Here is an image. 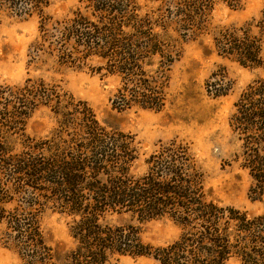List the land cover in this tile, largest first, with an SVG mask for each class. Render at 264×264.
Wrapping results in <instances>:
<instances>
[{
	"label": "trees",
	"instance_id": "1",
	"mask_svg": "<svg viewBox=\"0 0 264 264\" xmlns=\"http://www.w3.org/2000/svg\"><path fill=\"white\" fill-rule=\"evenodd\" d=\"M67 19L43 15L49 0H0L15 18L38 16L32 48L60 65L114 78L111 104L154 112L166 104L168 74L181 46L208 29L213 0H75ZM239 9L244 0H216ZM151 4L150 8H146ZM217 57L256 73L240 93L228 120L238 142L236 159L246 170L252 202L264 201V11L212 38ZM223 72L205 82L212 99L226 96ZM39 108L56 118L49 137L25 133ZM133 136L102 127L86 102L27 79L0 87V225L4 245L19 264H117L148 258L158 264H264V210L259 215L209 200L203 174L183 141L161 144L136 175ZM47 211L72 218L73 247L59 255L45 242ZM166 219L174 240L153 246L143 226ZM10 242V244L8 243Z\"/></svg>",
	"mask_w": 264,
	"mask_h": 264
},
{
	"label": "rangeland",
	"instance_id": "2",
	"mask_svg": "<svg viewBox=\"0 0 264 264\" xmlns=\"http://www.w3.org/2000/svg\"><path fill=\"white\" fill-rule=\"evenodd\" d=\"M207 17L208 29L195 40L181 46V55L171 66L166 89V104L154 112L132 107L116 110L111 104L116 82L114 78L93 75L86 69L74 70L60 65L56 58L43 52L35 53L32 46L38 37L39 17L15 18L0 10V87L21 86L29 79L42 81L62 93L87 103L99 124L108 131L129 134L134 138L138 159L134 173L142 174L144 160L161 144L183 141L190 147L203 174L204 190L209 200L222 206L259 215L263 202L248 197L251 185L246 170L236 159L239 144L232 136L228 120L240 93L255 78L256 73L237 63L221 59L213 49L212 38L221 29L242 26L264 11V0H244L233 10L213 0ZM141 0V4H145ZM75 0H49L43 15L51 22L71 16ZM148 4L146 8H150ZM213 72H223L230 90L226 96L212 99L205 92V82ZM56 118L46 108H39L25 126L32 138L49 137ZM72 218L47 211L41 221L45 242L59 255L73 247L69 235ZM4 225H0V264H19L16 252L5 246ZM177 228L160 219L143 226L142 238L153 246L165 245L176 238ZM10 244V242H8ZM117 264H158L148 258L124 257Z\"/></svg>",
	"mask_w": 264,
	"mask_h": 264
}]
</instances>
